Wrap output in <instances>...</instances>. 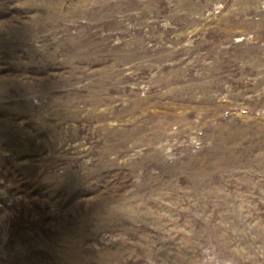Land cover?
Wrapping results in <instances>:
<instances>
[{
	"label": "rangeland",
	"instance_id": "1",
	"mask_svg": "<svg viewBox=\"0 0 264 264\" xmlns=\"http://www.w3.org/2000/svg\"><path fill=\"white\" fill-rule=\"evenodd\" d=\"M0 264H264V0H0Z\"/></svg>",
	"mask_w": 264,
	"mask_h": 264
}]
</instances>
